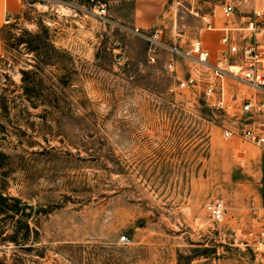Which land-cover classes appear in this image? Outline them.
I'll return each instance as SVG.
<instances>
[{"label": "rangeland", "instance_id": "obj_1", "mask_svg": "<svg viewBox=\"0 0 264 264\" xmlns=\"http://www.w3.org/2000/svg\"><path fill=\"white\" fill-rule=\"evenodd\" d=\"M250 2L16 0L4 34L49 28L70 58L49 69V97L29 102L19 70L31 56L3 42L0 264H264V241L249 238L264 230V151L224 139L240 108L210 107L212 73L191 55L200 42L218 65L224 28L253 20ZM225 3L237 8L231 20ZM189 78L199 84L181 88ZM226 92L253 93L231 81ZM215 200L226 207L221 223L206 210Z\"/></svg>", "mask_w": 264, "mask_h": 264}, {"label": "built area", "instance_id": "obj_2", "mask_svg": "<svg viewBox=\"0 0 264 264\" xmlns=\"http://www.w3.org/2000/svg\"><path fill=\"white\" fill-rule=\"evenodd\" d=\"M222 12L226 19L231 20L236 15L237 8L232 3H225L222 6ZM105 14L106 9L101 6L99 15ZM224 32L226 34L223 43L228 49L218 65L210 63V53L200 42L192 44L191 55L195 58V63L212 73V81L205 84L204 94L210 107L215 110H225L226 101L233 102L238 109L240 108L242 116L239 120L240 126L236 133L231 128L225 130V140H231L237 136L264 151V46L259 43V38H264V9L254 12V19L248 23L247 34L244 38L241 36V41V37L239 39L233 38L230 33H243V28H224ZM162 34L163 30L157 29L150 42H157L161 39ZM170 51L173 57L183 55L180 48L176 46L170 48ZM236 56L239 58L233 64L229 63V58ZM149 58L150 62H155L154 55H150ZM174 65L175 62L172 60L168 64V68L172 69ZM227 81L245 85L253 93L246 97L238 92H226ZM198 84L197 80L189 78L181 82L180 87L186 88ZM206 210L212 222L221 223L224 221L226 207L222 201L215 200L209 203ZM249 238L262 245L264 230L258 234L250 232ZM121 241L127 242V237H123Z\"/></svg>", "mask_w": 264, "mask_h": 264}, {"label": "trees", "instance_id": "obj_3", "mask_svg": "<svg viewBox=\"0 0 264 264\" xmlns=\"http://www.w3.org/2000/svg\"><path fill=\"white\" fill-rule=\"evenodd\" d=\"M13 27H15V25ZM4 30L5 27L2 31V37L6 47L8 46V42L11 43L9 47L13 50H18L23 47L27 54L31 56V59L26 63L27 67L19 70L21 74L19 89L22 95L25 96L29 102H33L32 100L36 98H41V100H43L42 102H44V100L49 97V95L46 94L47 83L52 80L49 76L51 74L49 69L56 67V71L58 73L61 72L66 59L70 58V54L65 49L58 48L55 45L54 40L49 35V28L43 29V33L44 31L46 33L45 37L40 34H32L27 30H23L17 37L10 32L4 34ZM55 77L60 86L63 82V77ZM8 201L9 199L7 197L0 194V205L6 206ZM15 204L17 211H21L19 202L17 201ZM1 211L2 209H0V212ZM30 232V225L26 224L24 231L25 239H27ZM8 239L15 243L17 242L14 236Z\"/></svg>", "mask_w": 264, "mask_h": 264}, {"label": "crops", "instance_id": "obj_4", "mask_svg": "<svg viewBox=\"0 0 264 264\" xmlns=\"http://www.w3.org/2000/svg\"><path fill=\"white\" fill-rule=\"evenodd\" d=\"M249 6H251L252 9H254V11L262 10V9H264V0H251ZM17 9H18V5L16 3V0H0V54L3 51L2 31H3V28L5 27V24H6L7 15L9 13L15 12ZM247 27H248V24L247 25L243 24V26L241 25V27H236V28H243L244 29L243 33L238 32V35H239L238 38H240L241 36H243V38H244L246 36ZM226 28H232V27H226ZM241 40H242V37H241L240 41ZM259 43H262L264 46V38L263 39L259 38Z\"/></svg>", "mask_w": 264, "mask_h": 264}]
</instances>
